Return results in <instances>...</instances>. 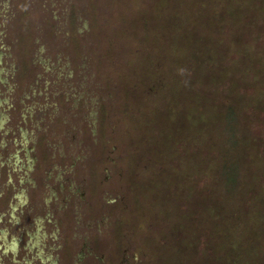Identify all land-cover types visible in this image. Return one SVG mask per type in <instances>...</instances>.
Here are the masks:
<instances>
[{
	"label": "rangeland",
	"instance_id": "obj_1",
	"mask_svg": "<svg viewBox=\"0 0 264 264\" xmlns=\"http://www.w3.org/2000/svg\"><path fill=\"white\" fill-rule=\"evenodd\" d=\"M0 264H264V0H0Z\"/></svg>",
	"mask_w": 264,
	"mask_h": 264
}]
</instances>
